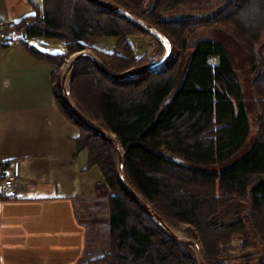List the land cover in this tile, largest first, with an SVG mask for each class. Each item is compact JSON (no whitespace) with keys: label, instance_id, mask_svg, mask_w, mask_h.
I'll list each match as a JSON object with an SVG mask.
<instances>
[{"label":"trees","instance_id":"16d2710c","mask_svg":"<svg viewBox=\"0 0 264 264\" xmlns=\"http://www.w3.org/2000/svg\"><path fill=\"white\" fill-rule=\"evenodd\" d=\"M110 1L160 31L172 55L156 72L124 81L108 80L82 60L70 81L73 104L115 136L125 152L129 185L171 229H183L197 242L206 264H228L224 260L237 253L238 264H250L255 245L249 235L264 245V65L245 88L226 47L196 32L215 27L247 54L254 71L264 40V0ZM212 9L213 14L202 18H175ZM3 30L16 33L33 57L52 66L53 101L79 130L75 143L77 150H87L88 167L100 171L99 190L109 211V250L85 264H197L191 250L165 235L128 196L117 176L114 149L72 118L59 84L64 61L85 49L112 73L152 61L137 56L128 41L148 35L88 0H42L33 13ZM108 36L117 38L113 52L87 42ZM193 38H199L195 48ZM35 39L62 42L65 52L41 51L30 44ZM154 42L159 56L162 45ZM248 95L257 109L254 135ZM8 164L3 162L1 171ZM233 204L245 209L226 223L222 217Z\"/></svg>","mask_w":264,"mask_h":264},{"label":"crops","instance_id":"0c3cea01","mask_svg":"<svg viewBox=\"0 0 264 264\" xmlns=\"http://www.w3.org/2000/svg\"><path fill=\"white\" fill-rule=\"evenodd\" d=\"M41 2L0 0V20L11 27ZM8 37L18 39L16 33ZM31 43L41 51H65L54 40ZM51 70L21 42L0 44V181L14 174L19 190L17 199L0 198V264H85L99 257L91 244L98 229L84 211L100 182L96 195H86L88 152L77 150L79 130L53 101ZM3 162L9 163L4 172Z\"/></svg>","mask_w":264,"mask_h":264},{"label":"water","instance_id":"95a60500","mask_svg":"<svg viewBox=\"0 0 264 264\" xmlns=\"http://www.w3.org/2000/svg\"><path fill=\"white\" fill-rule=\"evenodd\" d=\"M104 9H107L116 15L122 17L135 27L142 30L145 34L149 36L150 39H153L157 42H159L162 45L163 52L161 56L151 63L138 66L135 68H131L123 73L120 74H113L109 72L103 64L99 61V59L90 52L87 51H79L74 54H72L67 60L66 65L64 68V71L61 76L60 85L63 95V101L66 107L68 108L72 118L77 120L84 128H86L89 132H92L102 139H104L107 143L110 144V146L114 149L116 153L117 158V176L120 181V184L122 185L125 192L128 194V196L135 202V204L149 217V219L165 234L167 235L171 240L176 242L179 245H182L189 250H191L194 254V258L197 264H206L200 247L197 244V242L193 238L189 237H180L176 235L175 231L171 229L164 220L153 210V208L129 185V183L126 180L125 176V167H124V155L125 152L122 149L121 145L117 142L115 136L101 127L97 126L93 122H91L89 119H87L84 115H82L78 109L73 104L71 97H70V81L72 78V74L77 67L78 63L82 60H89L96 69L103 75L106 79L111 81H124L130 78H133L135 76H139L145 73H153L157 70L161 69V67L164 65V63L167 61V59L172 55V46L169 42V40L155 27L151 26L150 24L144 22L143 20L139 19L138 17L130 14L126 10H124L122 7L117 5L116 3L110 1V0H88ZM214 11H208L204 14H193V15H183L182 18H202L205 16H209L213 14ZM179 15H176L175 18H179ZM196 45H193V48H195ZM264 47V40L262 44L257 49V54L259 57V63L256 66L255 69V75L256 78L263 65H264V57L262 54V48ZM163 107V106H162ZM164 157L172 158L170 154L164 153ZM250 200V196H249ZM249 206L246 208V214H248ZM250 239L252 243L256 244V242L252 239V235L250 234Z\"/></svg>","mask_w":264,"mask_h":264},{"label":"rangeland","instance_id":"374dc122","mask_svg":"<svg viewBox=\"0 0 264 264\" xmlns=\"http://www.w3.org/2000/svg\"><path fill=\"white\" fill-rule=\"evenodd\" d=\"M152 1L153 0H146V4ZM168 17L172 18L173 15H169ZM196 35H202L204 38H208V39L222 43L226 47L229 53L230 59L233 64V68L237 76L239 77L241 83L243 84L245 88H250L249 82L253 79V73L255 72V70L254 71L250 70L249 64H248V56L240 47H238L232 40H230L229 37H226L219 30L215 29V27L201 28L200 30L196 32ZM49 40H54V39H49ZM128 41L133 46L134 52L137 56H143L145 57V59H149V58L152 59V61L148 63L156 61L161 56V55L157 56L155 54V42L154 40L150 39L148 36H143V35L134 36V37L129 38ZM191 41H194V38ZM87 42L88 44L91 43L92 46H94L95 48L99 50H102L105 52H113L116 48L117 38L112 37V36L100 37L96 40H87ZM84 51L93 53L90 49H85ZM66 60L60 67L59 84H60L62 73L66 65ZM99 61L101 62L100 59ZM148 63H145V64H148ZM113 74H120V73H113ZM246 105L248 108L249 119L251 123V134L254 135L258 132L257 109L254 103V100L250 98L249 95L246 98ZM83 164H84V169H85L84 185L87 188L86 195L94 196V194L96 195V188L94 189V186L97 182H100L101 180L100 171L98 170L96 166H93L91 170L87 172L86 170H87L88 163H83ZM102 193H103V190L102 191L97 190V195L96 197H94L93 201L88 202L86 206L84 205L85 206V211H84L85 219L88 218L87 220L95 224L96 229H98V237L94 238L95 241H92L94 239H90L92 241L91 242L92 248H96V249L98 248V250L96 251L97 255L95 254L94 256H98V255L100 256L103 251L109 250V234H108V227H107V219L109 216V211H108L107 198ZM243 208L244 207H240L237 204L236 205L233 204L231 207H227V210H229V212L225 211L222 217L223 218L222 221H225L226 223L236 221L238 214L243 210ZM174 231L175 232L180 231L183 237H188L185 233V230L183 229L174 230ZM253 245H255V248L251 252L252 257L249 262L250 264H258L261 260H264V245H259L257 244V242L256 244L254 243ZM238 256H239L238 253L233 254L228 259L224 260V262L228 264H238L240 262V260L238 259L239 258Z\"/></svg>","mask_w":264,"mask_h":264},{"label":"built area","instance_id":"2783aa9c","mask_svg":"<svg viewBox=\"0 0 264 264\" xmlns=\"http://www.w3.org/2000/svg\"><path fill=\"white\" fill-rule=\"evenodd\" d=\"M2 27V23H0V28ZM2 40L6 39L4 34L0 35ZM17 166V164H15ZM0 196L6 198H16L18 196V190L15 183V176L9 175L4 180L0 182Z\"/></svg>","mask_w":264,"mask_h":264},{"label":"bare ground","instance_id":"6f19581e","mask_svg":"<svg viewBox=\"0 0 264 264\" xmlns=\"http://www.w3.org/2000/svg\"><path fill=\"white\" fill-rule=\"evenodd\" d=\"M210 11H214L213 9L212 10H210ZM180 16V15H179ZM183 16V15H182ZM182 16H180L179 18H182ZM179 18H177V19H179ZM254 75H255V72L253 73V79H256L255 77H254ZM176 233V235H178V236H180V237H183V235H182V233L180 232V231H178V232H175Z\"/></svg>","mask_w":264,"mask_h":264},{"label":"flooded vegetation","instance_id":"af4514ba","mask_svg":"<svg viewBox=\"0 0 264 264\" xmlns=\"http://www.w3.org/2000/svg\"><path fill=\"white\" fill-rule=\"evenodd\" d=\"M198 40H199V39H198ZM198 40L196 39V40L192 41V43L190 44L192 48H193V45H194V44H195V45L197 44Z\"/></svg>","mask_w":264,"mask_h":264}]
</instances>
